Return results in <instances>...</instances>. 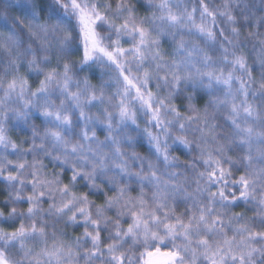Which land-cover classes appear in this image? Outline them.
Returning a JSON list of instances; mask_svg holds the SVG:
<instances>
[{"label": "clouds", "instance_id": "1", "mask_svg": "<svg viewBox=\"0 0 264 264\" xmlns=\"http://www.w3.org/2000/svg\"><path fill=\"white\" fill-rule=\"evenodd\" d=\"M0 264H264V0H0Z\"/></svg>", "mask_w": 264, "mask_h": 264}]
</instances>
